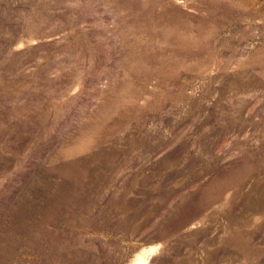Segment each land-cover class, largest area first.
<instances>
[{
    "label": "rangeland",
    "instance_id": "1",
    "mask_svg": "<svg viewBox=\"0 0 264 264\" xmlns=\"http://www.w3.org/2000/svg\"><path fill=\"white\" fill-rule=\"evenodd\" d=\"M0 264H264V0H0Z\"/></svg>",
    "mask_w": 264,
    "mask_h": 264
}]
</instances>
